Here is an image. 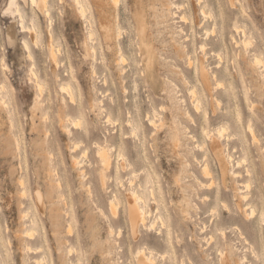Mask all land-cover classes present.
<instances>
[{"label":"rangeland","instance_id":"374dc122","mask_svg":"<svg viewBox=\"0 0 264 264\" xmlns=\"http://www.w3.org/2000/svg\"><path fill=\"white\" fill-rule=\"evenodd\" d=\"M9 1L0 0V85L6 83V88L0 90V248L2 253L8 252L9 263L40 264L37 256L44 253L48 264H132L135 251L141 247L154 248L157 260L164 261L160 255L168 248L165 241L167 225L165 227L158 220L155 227V224L150 228L141 227L140 237L133 238L125 223L123 208L120 206L119 216L114 217L109 207L114 191L113 171L108 172L106 189L102 188L97 172L100 165L97 148L100 144L119 145L121 121L130 135L123 140L125 152L138 169L135 183L138 185L144 181L149 162L160 175V194L164 195L169 209L165 212L171 225L176 259L188 261L192 258L193 264H208L202 256L205 250L210 253L208 260L215 261L217 252L213 246L216 240L210 239L213 242L207 244L202 238L213 235L223 248L230 242L234 248L236 246V256L245 255L247 259L242 264H250L251 261L264 264V224L256 216L246 218L236 206V187L248 178L244 166L235 164V169L242 175H238L236 181L230 179L227 188L217 179L224 200L220 202L216 197V184L211 189L202 187L201 181L209 179L200 171L202 162L199 160L203 159L204 150L196 146L197 143H204L206 147L210 145V139L202 133L203 124L229 148L236 162L243 153V142L235 134L240 130L230 106L235 99L239 100L242 129L253 169L249 199L261 206L264 200V78L253 71L250 62L255 53L264 59V0H241V15L238 16L226 0H175L183 3V8L176 10V30H182L175 34L174 39L167 23L157 24L154 20L150 23L159 68L158 79L153 84L145 78L134 18L147 8L152 12L151 0H120L117 5L122 33L120 41L128 59L122 63L123 71L117 65L119 55L116 48L109 50L104 43L96 8L90 0L87 18L79 13L75 0H49L50 15L32 6L30 0H18L24 10L26 24L32 27L34 20L39 29L38 42L32 41L30 32H21L17 15L5 10ZM194 3L198 8V18L193 13ZM201 7L217 16L218 25L214 32L212 20H203L199 14ZM137 10V15L133 16ZM183 13L188 15V19L180 18ZM236 17L252 42L247 47L231 43L236 51L246 54V59L238 56L243 82L231 62L229 50V68L235 76L234 89H231L234 93H231L226 90L227 80L222 71L226 62L217 53L222 49V34L225 39H230ZM12 24L17 34L13 41L8 37ZM90 29L94 31L92 39L89 38ZM206 29L210 31L208 36ZM49 30L55 36L56 49L60 50L58 63L50 55ZM23 39L30 40L33 57L24 48ZM177 42H185L187 51L197 58L205 55L199 46L201 42H207L206 63L217 73L216 79L212 80L215 84L212 95L211 92L203 93L201 86L198 88L207 114L197 111L192 103L190 87L196 80L186 64L187 56L180 57L173 49ZM4 64L9 70L2 69ZM172 65L182 68L185 78L182 74L173 73ZM63 82L74 85L77 99L82 104L80 111L61 91ZM40 85L44 86L43 90ZM91 102L95 106L91 107ZM154 112L159 122L158 129L148 119V114L153 115ZM59 113L74 117L83 114L85 123L80 128L70 123L69 134L61 125ZM130 113L133 116L141 114L143 124L139 125V136L142 140L132 136L126 125ZM109 115L113 120L107 121ZM249 120L253 121L258 144L253 143L248 129ZM223 125H227V129L219 134L218 128ZM73 155L81 160L79 165L85 170L86 176L82 179L78 177L79 170L72 165ZM209 161L216 175L220 176L216 159L211 156ZM51 167L55 169L53 181L48 175ZM127 177L124 180L127 181ZM57 179L62 181L60 191L65 195L59 205L62 214L58 226L49 217L48 205L45 214L38 210L43 227L38 224L39 233L34 238L28 236L23 230L29 227L30 222L28 217L21 220L22 211L29 210L32 215L36 208L32 207L30 197L34 196L38 186L48 187L51 182L56 184ZM25 187L26 194L22 193ZM141 189L145 196H150L151 208H155L154 198L149 192L145 193L143 187ZM121 191L125 192L124 189ZM204 224L207 230L202 232ZM69 226L72 231L68 230ZM111 227L117 232L119 227L123 229L120 230L121 235L117 236L115 232L111 236ZM221 228L227 238L222 236ZM39 245H42V250L38 248L41 251L27 249V246Z\"/></svg>","mask_w":264,"mask_h":264},{"label":"bare ground","instance_id":"6f19581e","mask_svg":"<svg viewBox=\"0 0 264 264\" xmlns=\"http://www.w3.org/2000/svg\"><path fill=\"white\" fill-rule=\"evenodd\" d=\"M90 1L94 4V6L96 8L98 25H99V29H100L101 35L103 37L104 43L107 45L109 50L116 48V51H117L116 53L119 55V61L117 62V65H118L119 69L123 71L124 67L122 66V63L128 61V59H127L126 55L124 54L123 46H122L121 41H120V36H121L120 34H122V33H121V26L118 22V14L116 13L117 12V5H118L120 0H90ZM90 1L89 0H75L76 5H77V9H78L79 13L83 16V18H87V11H88L87 7H88V5H90ZM226 1L235 10V12L238 16V14H240V9H242L241 0H226ZM30 2L32 4V6H36L38 9L43 11L46 15H50L51 5L49 3V0H30ZM150 5L153 8L152 12H150L149 9L147 8L146 11H139L141 13V15L138 17L136 16L134 18H135V22H136V36H138V40H139L138 41L139 42L138 51H140L145 78L148 81H150L151 84H153L158 79L159 68L156 65L157 61H158V52H157L156 46L153 42V39L151 37L150 23H152L153 20L157 24L167 23V27L170 28V30H171L170 32L172 34V39H174L175 34L179 33L182 30V29L176 30L177 27L175 26V23L177 21L175 20V18H176V14H177L176 10L182 9L183 3H178L175 0H151ZM146 7H148V4L146 5ZM192 9H193V13H195V16L198 18V16H199L198 12H197L198 8H197L195 3H194V6ZM5 10L8 12H11L13 15H17L19 18V22H20L19 26L21 27V32H30L32 34L31 35L32 41L38 42V39L40 37L39 36V29H38L37 25L35 24L34 20H33V26L32 27H29L26 24L25 13H24V10L22 9V7L20 6V4L18 3V0H10L8 8ZM137 13H138V10L133 12V16L137 15ZM32 14L35 16L37 15L36 12H32ZM146 14L150 15V16L144 17V15H146ZM199 14L202 16L203 20H209V19L212 20V22H213L212 30L214 32V30L216 29V26L218 25L217 16H215L211 10L209 11V10L205 9L204 7L200 8ZM186 17H188V15L186 13H183L180 15V18H182V19H184V18L188 19ZM232 24H233L231 26L232 30H230V39L229 40L225 39L224 38L225 35L222 34V38H221L222 49L219 53H217V55L218 54L221 55L222 58L221 57L220 58L222 60H225V62H226L222 71L226 77L225 79L227 80L226 90H228L230 92H231V89H234V87H232V84L234 83L235 76L234 77L232 76V73H231L230 68H229V50H231V62H232V64H234L235 71L240 76V78L243 82H244V79H243L241 67H240L239 62H238V56H242V58L246 59V54L243 53L241 50L236 51L231 43L233 42L234 45H236V46H240L241 44H243L242 46L247 47L252 42L251 37L248 35L245 27H243L240 24V21L238 20L237 17L235 18V20ZM221 27H222V24H221ZM49 31H50V37L48 38L49 39L48 42H49L50 55L53 58V60H55L57 62L58 51L60 53V50H58L59 48L56 49L57 44L55 43V36L53 35L51 30H49ZM208 32H210L209 29H206L207 36H208ZM93 34H94L93 29H90V31H89V38L90 39L93 38ZM239 36H241V37L239 38ZM8 37L11 41L15 40V38L17 37L14 24H12L10 26V29H8ZM186 38H188V36ZM22 42H23L24 48L29 53L28 55L30 57L31 56L33 57V53L31 51L30 40L29 39H23ZM192 43L194 45V41ZM186 47H187V45L185 42H177L176 44L173 45V49L178 54V56H180V57L187 56L186 64L188 65L189 68H191L192 73H193L195 80H196V83L190 87V94L192 97V103H193V105L197 111H199V112L202 111V112H205V114H207L206 113V106L200 97V93L198 91V88H199V86H201V91L203 93L211 92L214 88V85H215V84L214 85L212 84V80L216 79L217 73L215 71L211 70L209 65L206 63L207 42H201V44L199 46L205 54L202 58L201 57H198V58L193 57L189 53V51H187ZM250 65H253V67H254L253 71L254 72H259V75L263 76V78H264V59L259 54L255 53L253 55V58L250 62ZM2 69L3 70H7V69L9 70V67L6 64H4L2 66ZM171 70L173 73H177L180 75L182 74L183 76L182 75L181 76L183 78H185L184 77V70L182 68H180L179 66L172 65ZM37 76H38V74H37ZM38 79H39V77H38ZM184 81L189 82L187 79H185ZM218 83H220V82H218ZM221 84H222V82H221ZM42 86L40 85V87H39V88H41V90H43V88H44V86H43V88H42ZM136 86H137V83H136ZM243 86H244V83H243ZM4 88H6V83H2L0 85V90H2ZM125 89H126V87H125ZM61 91L64 94L65 93L67 94V96L70 98V102L75 104L76 108L79 111L82 109V104L77 99L76 89L72 83H65V82L61 83ZM42 93H43V91H41V94ZM231 93H234V91ZM211 95H212V92H211ZM175 97L176 96L171 97V98L174 99ZM211 98H212V96H211ZM3 99H4V97H3ZM64 100H66V99L64 98ZM2 101L5 102V100H2ZM66 102H67V100H66ZM96 104L98 105V102ZM254 104L255 103L251 104L253 108L256 107ZM6 105L9 106L8 103H6ZM93 106H95V105L93 102H91V107H93ZM230 108H233L234 113H235V118H237V120H236L237 127L239 128L240 131L238 133L236 132L235 134L239 135L242 139L243 153L238 157L236 162H234L233 153L229 150V148L227 146H224V143L220 139L214 137L213 133H211L212 131H210L208 129V126H204L202 124L201 129H202L203 135L207 136L210 139V143H209L210 145H208L207 147L205 146L206 144H204V143H197L196 144V146H200L201 149L204 150L203 159L199 160V162H202V163H200L201 164V170H200L201 174L205 178L209 179L207 182L201 181L203 184L202 187L205 189H211L212 185L214 186L216 184L217 185V191H216L217 200H220V202L224 201L220 195L221 188H220L219 184L217 183V179L219 178L222 185L225 188H227V186L229 184L228 182L230 179H233L234 181H236V177L238 175H242L241 171H237L235 169V164L237 163L238 167L243 165L245 171L247 172L248 178L245 181L241 182V184L236 187V192L234 194V196L236 197V206L238 207L239 211L246 218L256 216V217H258L259 222L264 224V200L261 201V206L258 207L257 204H255V202L253 200L249 199L250 188H251V183H252L251 177L253 176V169H252V163L251 164L249 163V160L251 158L250 153H249V145H248V142L246 140L245 132L242 129L243 118L241 115L239 100L235 99L233 101L232 105L230 106ZM63 115L64 114L59 113L61 125L68 131L69 134L71 132L70 123L76 128H80L85 123V117L83 114L80 116H75V117L71 116L69 114H67L66 116H63ZM191 118L193 119L192 116H191ZM148 119L150 121L149 123L151 125H153V127L155 129L159 128V122L157 121L156 112H154L153 115L148 114ZM108 120H113L111 115L108 116L107 121ZM126 121H127L126 125L131 130L130 131L131 135L137 136L138 138L141 139V137L139 136V125L143 124L141 114L136 113L135 116H133V114L130 113L129 117L126 119ZM12 122H13V119H12ZM13 124H14V122H13ZM225 128L227 129V125H223L220 128H218L219 134L223 130H225ZM248 129H249V131L251 130L250 132L252 135L253 143L258 144V141H259L258 135L256 134V132L253 128V121L252 120H249V122H248ZM108 133H110V132L108 131ZM129 136L130 135H128L127 132L124 130L123 124L120 121V126H119L120 143H119V145L116 147H112L110 145H103V144L99 145L98 144L99 146L97 148V154L99 157L100 165L98 166L97 172H98L99 178L101 180L102 188L103 189L107 188L108 172L113 171V173H114L113 174L114 191L112 192V195H111L110 200H109V207H110L114 217L119 216L118 212L120 209L119 207L121 206L123 208L124 215H125L124 216L125 223L127 224L128 229H129V233L133 238L140 237V228L141 227H144V228L149 227L150 228V226L153 227L154 224H155L154 225V227H155L157 224V221L161 220L162 225H164V226L167 225V235L165 237V241H166L167 246H168L167 250L163 251L161 253V255L159 253V255L161 256L160 259H162L164 261L159 262L157 260V253H155L154 248H152V247H141L137 251H135V260L132 264H179V263H181V264H189V263L193 264L194 261L192 260V258H189L188 261H186L184 258H180V260H177L176 256L174 255L176 253V247H175V244L173 242V238H172V234H171L172 233L171 232V225L168 223L169 222L168 213L165 212V211L168 212L169 209H168V206H166L167 204L165 203L164 195L160 194L161 189H162V183H161L160 175L154 168H152V166L150 167V162L148 163L149 167H146V170H145L144 181L142 183H139L138 185H137V183H135L134 176L136 175L138 169L135 168L134 163L132 162V160L130 159L128 154L125 152V149L123 146L124 145L123 140H125V138L126 137L128 138ZM191 136L194 137L193 134H191ZM228 137H229V135H228ZM195 139H196V137H195ZM16 140H19V139L16 138ZM175 142L177 143V141H175ZM113 149H114V152H113ZM51 156H52V154H51ZM211 156H213L216 159V161L219 165L220 176L216 175L214 169L212 168V166L210 164L209 157H211ZM72 159H73V163H72L73 167L75 169L79 170L78 177L80 179L84 178L86 176V173L84 172L85 170H83L79 165L81 163V160L75 155H73ZM54 172H55V169L53 167H51L49 169L48 175H49V179H51L52 181H53V177L55 174ZM127 175H128V177H127L128 180L126 181V180H124V178ZM21 182H22V184H25L24 180H22ZM60 187H62V181L60 179H57L56 184L51 182L50 186H48V187L43 188V187L38 186L34 196L30 197L32 207H35L36 210L32 215L30 214L29 210H25V211L23 210L21 217H20L21 220L26 218V217L29 218L30 225H29V227H27V229L23 230L24 232L29 234L28 236H33V238H34V236L37 234V232L39 233L38 224H40L41 227H43V223L41 222V217L38 214V210H40V212L42 214H45L46 209L48 208V205L50 207V213H48L49 217L51 219H53V223L56 226H58L59 219H60L61 214H62L61 208L59 207V205L62 202L63 195H64V193L62 191H60ZM141 187H143L145 189V193L149 192L150 193L149 195H151L154 198V200L156 202L155 208H151L150 203H149L150 196H145L144 192L142 193ZM121 189H124L125 192H122ZM27 192H28L27 188L25 187L23 189L22 193L26 194ZM205 198L209 199V195L205 194ZM194 203H196V202H194ZM55 206H57V208ZM102 212H103V210H102ZM182 213H183V211H182ZM166 215L168 218L166 217ZM152 216H153V218H151ZM120 227H119L118 232L113 227H111L110 235L111 236L114 235L115 232L118 233L117 236L121 235L120 233L123 229L121 230ZM69 229H70V226L68 227V230ZM201 229H202V232H204L205 230H207V225L204 224ZM57 230H59V228H57ZM69 231H72V230H69ZM159 231H161V230H159ZM0 234H1V230H0ZM221 234L224 238H227V234L223 228H221ZM202 238H205V241L207 244H210L211 242H213V241L210 242L209 241L210 239L214 238V240H216L214 242V246H213L217 252V259L215 261L211 260V259L208 260V257L210 256V253L208 251L204 250L202 252V256L204 257L205 260H207L208 264H242V263H244L245 260H247L245 255L242 257L236 256V254H235L236 246L234 248V245L231 242L227 244L226 248H223L221 245H218V240L213 235L209 236L208 238H206V236H204ZM41 246L40 245L37 247L27 246V249L28 250L34 249L36 251H41L42 250ZM40 247H41V250H39ZM25 249H26V247H25ZM60 259H61V257H60ZM37 260H38L37 262L38 263L40 262V264H48V261L46 259V255L44 253L37 256ZM167 261H168V263H167ZM0 264H10L8 252L2 253L1 248H0ZM250 264H256V263L251 261Z\"/></svg>","mask_w":264,"mask_h":264}]
</instances>
